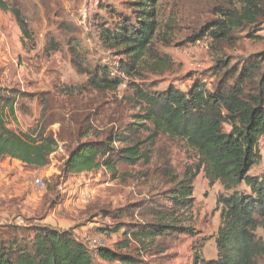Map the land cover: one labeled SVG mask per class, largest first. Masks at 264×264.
<instances>
[{
    "label": "rangeland",
    "instance_id": "obj_1",
    "mask_svg": "<svg viewBox=\"0 0 264 264\" xmlns=\"http://www.w3.org/2000/svg\"><path fill=\"white\" fill-rule=\"evenodd\" d=\"M5 1L21 11L31 35V39L24 37L10 11L0 10V94L15 99L16 122L7 118V127L23 133L44 131L58 147L40 169L0 161V225H49L69 231L90 251H116L129 230H142L153 221L151 204L163 202L172 182L195 168L197 157L183 141L164 135L150 146L146 139L153 127L149 123L135 126L141 149L150 150L148 163L114 171L62 173L67 149L78 141L107 137L115 149L125 147L113 140L135 122L133 115L141 113L133 85L148 93L169 86L185 91L193 80H200L209 88V70L216 60L225 58L237 68L264 55V0H256L263 11L260 22L238 30L229 44L216 43L210 33L221 12L239 8L240 0H158L152 48L168 56L171 64L154 71V62L149 61L131 75L118 70L119 53L105 51L97 39L102 25L115 24V14L129 15L124 7L128 0ZM91 3L93 8L86 12ZM198 35L199 41L190 42ZM74 43L85 68L74 62ZM102 67L112 72L109 78L98 71ZM116 77L122 80L119 86L102 88L104 80ZM259 149L262 160L251 175L264 174V138ZM191 190L181 225L193 233L169 239L161 255L142 251L143 264H194L197 259L216 258L220 212L216 200L229 192L219 182L210 183L202 171ZM96 264L109 263L96 259ZM256 264H264V257Z\"/></svg>",
    "mask_w": 264,
    "mask_h": 264
},
{
    "label": "trees",
    "instance_id": "obj_2",
    "mask_svg": "<svg viewBox=\"0 0 264 264\" xmlns=\"http://www.w3.org/2000/svg\"><path fill=\"white\" fill-rule=\"evenodd\" d=\"M240 1L239 8L225 9L214 23L210 36L216 43L229 44L238 30L260 22L263 13L260 3ZM157 4L158 0H128L124 7L129 15L115 14V24L99 28L97 39L101 46L121 57L120 72L131 75L149 61L154 62L151 68L154 71L171 64L168 56L152 48L158 28ZM0 10L10 11L24 37L31 39L15 4L10 6L0 0ZM200 38L198 35L190 42ZM73 48L74 62L85 68L79 45L74 43ZM235 67L225 58L216 60L209 70L212 79L209 88L200 80H193L185 91L169 86L161 92L148 93L133 85L141 113L133 115L135 122L113 140L126 144L125 147L115 149L114 142L107 137L78 141L67 149L61 172L80 174L148 163L149 148L141 149V142L135 139V126L142 123L153 127L146 139L150 146L160 135L183 141L196 155L197 165L182 180L172 182L163 202L151 204V223L142 230H129L116 245V251L107 248L90 251L69 231L49 225H0V264H96V259L109 264H143L139 258L142 251L161 255L169 239L193 233L181 225V217L189 207L192 183L200 171L210 183L222 184L229 194L216 200L220 211L214 241L216 258L197 259L194 264H256L264 257V174L251 175L250 171L262 160L259 145L264 138V55ZM98 71L106 78L112 74L105 67ZM104 82L102 88L110 90L122 80L116 77ZM7 118L16 122L15 99L1 93L0 161L14 160L35 169L46 167L58 147L57 141L41 130L24 133L11 130ZM130 242L136 247L132 248Z\"/></svg>",
    "mask_w": 264,
    "mask_h": 264
},
{
    "label": "built area",
    "instance_id": "obj_3",
    "mask_svg": "<svg viewBox=\"0 0 264 264\" xmlns=\"http://www.w3.org/2000/svg\"><path fill=\"white\" fill-rule=\"evenodd\" d=\"M93 8V4L91 3L90 5H88V7H87V9L85 10L86 12H89V11H91V9ZM2 38H1V35H0V40H1ZM35 184H40V181L39 180H36L35 181Z\"/></svg>",
    "mask_w": 264,
    "mask_h": 264
}]
</instances>
